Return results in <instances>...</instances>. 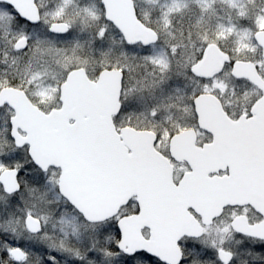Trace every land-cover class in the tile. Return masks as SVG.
<instances>
[{"label":"snow or ice","instance_id":"obj_1","mask_svg":"<svg viewBox=\"0 0 264 264\" xmlns=\"http://www.w3.org/2000/svg\"><path fill=\"white\" fill-rule=\"evenodd\" d=\"M0 264H264V0H0Z\"/></svg>","mask_w":264,"mask_h":264}]
</instances>
